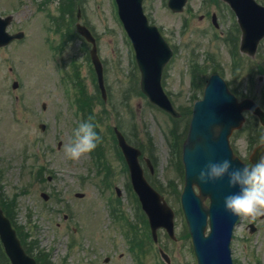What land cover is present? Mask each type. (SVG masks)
<instances>
[{
    "label": "rangeland",
    "instance_id": "1",
    "mask_svg": "<svg viewBox=\"0 0 264 264\" xmlns=\"http://www.w3.org/2000/svg\"><path fill=\"white\" fill-rule=\"evenodd\" d=\"M256 1L264 6V0ZM166 2L145 0L144 9L175 54L164 70L162 86L174 108L185 114L178 120L140 94L133 50L113 0H0V17L13 18L7 31L24 34L22 40L0 47V198L11 214L16 206L15 220L31 232L34 254L41 249L45 264H165L159 250L170 264H196L179 202L184 174L178 162L191 108L201 99L209 76L217 73L238 100L250 98L264 109V39L250 59L238 51L237 27L229 41L236 21L224 4L187 0L183 12L174 14ZM212 13L218 29L212 26ZM77 23L96 39L107 92L104 102L95 86L90 47L77 34ZM77 82L98 99L97 112L105 107L108 124L121 127L131 145L150 160L152 175L140 160L145 176L175 214L176 241L159 230L158 242L149 243L150 251L140 260L130 251L128 231L133 224L145 237L146 225L138 219L139 203L115 148L103 147L113 175L110 186L102 184L106 172L97 167L103 162L97 152L78 160L64 154L81 122L73 105ZM244 116L229 144L248 163L256 145L264 144V127L250 113ZM230 249L233 264H264V216H239ZM0 264H7L2 254Z\"/></svg>",
    "mask_w": 264,
    "mask_h": 264
},
{
    "label": "water",
    "instance_id": "2",
    "mask_svg": "<svg viewBox=\"0 0 264 264\" xmlns=\"http://www.w3.org/2000/svg\"><path fill=\"white\" fill-rule=\"evenodd\" d=\"M141 0H116L118 15L136 50V59L141 71V90L150 101L174 117L179 115L173 110L169 100L160 87V76L164 65L171 57L167 45L161 40L156 29L148 27L140 8ZM235 13L242 37L240 51L254 56L259 41L264 37V7L254 0H223ZM185 0H169L173 11H181ZM79 18V15H78ZM11 17L0 18V47L14 39H21L23 33L9 35L6 27ZM77 32L93 44L90 52L98 76L100 89L104 95L102 68L99 63L95 41L89 31L79 24ZM17 84L13 85L16 88ZM248 110L258 116L264 125V113L252 100L237 99L228 91L224 81L213 75L207 81L203 98L196 102L186 140L183 144L182 161L185 169V185L181 204L192 238L197 264H232L230 240L238 216L227 212L223 206L225 195L237 191L230 189L227 179L210 184H200L196 179L198 170L210 160L231 159L236 166L243 163L234 157L228 139L232 132L239 129L244 121L243 111ZM119 146L123 150L130 168L132 184L140 198L143 209L148 215L152 233L155 237L158 228H165L173 236V212L163 198L144 180L137 158L140 152L125 144L122 136L116 133ZM264 156V147H258L250 161L255 163ZM199 191L196 195L193 187ZM209 198L210 205L203 201ZM207 221L210 232L205 236ZM0 239L11 264H35L20 246L10 222L0 209Z\"/></svg>",
    "mask_w": 264,
    "mask_h": 264
},
{
    "label": "clouds",
    "instance_id": "3",
    "mask_svg": "<svg viewBox=\"0 0 264 264\" xmlns=\"http://www.w3.org/2000/svg\"><path fill=\"white\" fill-rule=\"evenodd\" d=\"M101 140L96 124L89 117L73 129L72 139L63 151L67 158L78 160L93 152ZM196 179L205 185L227 179L228 187L237 191L224 196V209L234 216L253 220L264 216V156L243 166L234 165L228 158L210 160L198 170Z\"/></svg>",
    "mask_w": 264,
    "mask_h": 264
},
{
    "label": "trees",
    "instance_id": "4",
    "mask_svg": "<svg viewBox=\"0 0 264 264\" xmlns=\"http://www.w3.org/2000/svg\"><path fill=\"white\" fill-rule=\"evenodd\" d=\"M81 101H82L85 105L88 104V99H87V97H86V95H85L84 92H81ZM5 214L8 215L9 212H7V211L5 210ZM9 217H10V216H9ZM19 234H20V233H19ZM26 250H27L28 253H30V251H31V252L34 251V250H32V249H31L30 251H28V249H26ZM38 254H40V253L38 252ZM38 254H36L37 262H38V264H43L42 259L40 258V255H38ZM38 259H39V260H38ZM44 263H46V261H45Z\"/></svg>",
    "mask_w": 264,
    "mask_h": 264
}]
</instances>
